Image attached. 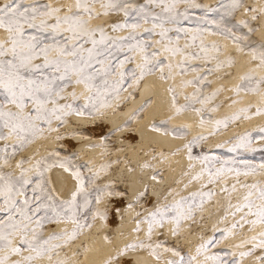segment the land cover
Masks as SVG:
<instances>
[{
  "label": "snow or ice",
  "instance_id": "1",
  "mask_svg": "<svg viewBox=\"0 0 264 264\" xmlns=\"http://www.w3.org/2000/svg\"><path fill=\"white\" fill-rule=\"evenodd\" d=\"M242 10L245 17L237 19ZM260 27H264V5H248L247 0H217L215 4L203 0H0V264H73L75 254L68 255L72 244L85 227H92L86 214L91 213L93 222L96 217L106 218V209L96 207L93 212L92 205L98 206L107 196L123 195L111 190V182L98 183L101 173L111 167L108 163L97 168L91 162L75 163L79 160L76 153L63 158L59 150H48L46 155L30 151L53 134L62 140L60 129L71 123L72 116H102L125 94L133 98L130 89L158 74L161 80L171 81L168 91L174 116L192 111L201 114V126L208 122L205 114L217 111L221 105L214 102L229 91L224 83L212 89L211 77L237 78L239 62L226 44L209 41V36L231 40L248 57V66L230 90L236 97L243 92L261 98L259 104L249 103L216 119V130L242 115L246 119L264 115V39L255 37ZM229 99L232 104L241 103ZM149 103L138 111L143 112ZM161 123L170 124L171 118ZM190 128L184 124L172 132L186 134ZM206 138L196 136L186 147L189 159L204 164L193 180L207 174V183L171 201L165 196V202L145 217L149 241L157 228L171 225L169 231L179 237L186 225H195L198 211L203 212L205 201L216 195L208 185L221 181L222 191L230 197L222 219L231 216L232 223L223 229L214 226L211 236L201 232L194 253L163 242L137 241L118 250L106 264L129 249L143 247L152 248L156 259L165 264H245L250 257L255 264H264V178L241 179L264 177V160L257 164L238 159L242 153L264 151V145L255 143L257 139L264 142V127L256 129L255 135L252 130L238 135L227 147L234 156L193 157V145ZM228 143L216 147L225 148ZM54 168L73 172L77 185L68 197L52 182ZM82 169H87V176ZM229 177H235L231 184ZM241 189L245 190L242 197L234 199L233 194ZM69 223L75 227L59 228ZM246 225L253 235L228 250L213 251ZM165 252L171 256L165 258Z\"/></svg>",
  "mask_w": 264,
  "mask_h": 264
},
{
  "label": "bare ground",
  "instance_id": "2",
  "mask_svg": "<svg viewBox=\"0 0 264 264\" xmlns=\"http://www.w3.org/2000/svg\"><path fill=\"white\" fill-rule=\"evenodd\" d=\"M252 2L253 0H249L250 4ZM260 5H262V3H260ZM245 15L246 13L242 10L237 16V19H243ZM255 35L260 39H264V27L259 29ZM209 38H216L218 39L217 41L220 40L221 43L226 44L228 50L234 52L239 61L235 67L237 78H228L221 81L214 76V87H219L221 83H225L228 86L229 91H225L220 95L222 100L224 98V104L222 103L223 106L220 107V110L218 109L215 112L209 113L217 116V118H222L226 113H236V111H239L240 108L247 106L249 103L259 104L261 102L259 96H253L242 92L240 97H236L234 92L230 90L234 83L239 82V73L248 66V57L243 53H239L237 51V46L234 45L231 40H225L220 36H209ZM170 84L171 81L161 80L158 74L149 76L139 87L140 97L136 98V96H132L133 98L126 99L122 109L113 107L106 110L102 116H72V122L76 123L77 126L73 125L72 122L66 126V128L71 131V135L66 138L68 146L74 150L80 151L84 157L90 158L96 162L103 160V151L107 150L105 148L106 145H104L105 137L110 136L112 133H115L113 139L116 141V145L118 146L117 150L122 157L121 161L115 163V170L111 177L117 180V182L114 183L117 186L122 187L126 192H118L123 193V195L107 196V199L101 202L104 206L107 205V200L111 202L110 205L108 202L110 212L109 217H111L110 226L104 224L103 218L98 217L97 225L93 229H88L78 240L79 245L86 242V247H83L82 249L85 264H105L109 257L117 254L118 250H122L124 245L136 236L135 226L137 221L134 219L136 210L133 206L129 207L130 202L137 200L147 186L151 187L149 198L152 202L161 193L160 191L165 184L171 180L177 179L178 175L176 172L186 166L188 161L186 155L187 149L186 147L181 148L185 143V139L177 137L170 131L165 132L159 129L156 126V118L164 121L171 118L170 125L172 127H179L184 124L191 125L189 130L191 136L198 133H214L213 135H208L210 138L208 145L213 148L215 145L221 144L233 135L234 131L231 127L223 131L220 130L221 132L219 131L216 133V125L213 120L215 118L212 119L213 122L208 121L201 126L199 123L201 114L199 113L188 111L182 115L174 116V113L170 108L171 93L168 91ZM229 98L240 99L241 103L232 104L231 99ZM148 100H151L148 104V108L145 109L144 115L141 118L135 120L134 127L126 126L130 118L138 112L140 107ZM180 102H184L183 96H181ZM262 120H264V115H253L251 119L242 120L241 124L242 126H250L251 124ZM154 125L155 129H159L158 131L154 129ZM82 128L90 131L92 135H82V133L74 132V129ZM73 133L76 134L73 135ZM47 142L50 147H56V144H58L59 141L53 137L47 140ZM39 143L40 141H38L30 151L35 150ZM95 143H99L101 146L92 147ZM152 143H155L156 145L158 144L161 148L160 152L165 153L169 158H172L173 160H181L179 163L176 162L177 160L173 161L174 166L166 164L163 166L167 178L164 182L153 175V167H145V164L143 165L142 162H140L143 160V157L147 155L150 156V154H148V149ZM125 144L127 146L123 149L122 146ZM144 149L145 151H143ZM162 149H167V151ZM126 150L127 153H129V158L134 162V167H131V165L128 164V161L124 158ZM175 167L177 168V171H174ZM51 176L53 184L64 197H68L71 192L75 190L77 181L72 171L54 168L51 171ZM194 227H198V223H196ZM59 228H61V225H59ZM185 228L188 230V238L183 241L189 243V241H192L193 239L196 240L199 235L197 236L196 233H192L191 228L187 227V225ZM123 231H126L127 234H123ZM256 231H261V228L258 227ZM145 232L146 230L144 233ZM245 232L249 236L254 234L248 229H245ZM108 233L111 234V237ZM170 236L173 238L172 234H170ZM176 238L179 239V237ZM241 239L242 234H237L235 236L227 237L225 239L227 242L224 244H237ZM119 258L121 264H165L164 260H157L156 256L146 249H129L123 255H120ZM248 262L255 263L254 258L250 257L247 263Z\"/></svg>",
  "mask_w": 264,
  "mask_h": 264
},
{
  "label": "rangeland",
  "instance_id": "3",
  "mask_svg": "<svg viewBox=\"0 0 264 264\" xmlns=\"http://www.w3.org/2000/svg\"><path fill=\"white\" fill-rule=\"evenodd\" d=\"M53 2H55V0H53ZM217 2V0H203V3L206 4H215ZM254 2V3H253ZM253 2L250 4L249 0H247V4L248 5H252V6H256L260 3H262V5H264V0H253ZM250 14V13H249ZM248 14V15H249ZM251 15V14H250ZM249 15V16H250ZM237 18V17H236ZM113 19H115V17H113ZM256 24H260L261 22L256 21L254 22ZM262 27H260L259 29H261ZM255 37L257 39H260L258 36L255 35ZM209 38V37H208ZM209 41L212 40H218L216 38L214 39H208ZM220 41V40H219ZM221 42V41H220ZM183 43V41H182ZM218 76L220 75L219 73L217 74ZM215 77H211V79L214 80ZM225 84V83H224ZM214 87V84L212 85V89ZM215 88V87H214ZM212 89H208V91H211ZM130 92H132V96H136V98L140 97L139 94V88L137 89H130ZM189 91H192V89ZM224 93V92H222ZM222 93L220 95H222ZM235 94V93H234ZM128 95L125 94V99L121 100L118 104H116L114 107H116L117 109H122L123 105L125 103V100L128 99ZM218 100H216L214 103L215 104H219L221 106L222 103L224 104V98L223 100L220 98V96L217 98ZM151 101V100H148ZM184 103V102H183ZM211 106V105H210ZM246 107V106H245ZM148 108V107H147ZM220 110V108H219ZM144 112H136L134 115H136L137 118H141L144 115ZM238 112V111H236ZM227 114V115H226ZM225 116L228 117L230 115H232L233 113H226ZM230 114V115H229ZM207 117H210V119L208 121H212L216 119H223L225 118H217V116L211 114V113H207L205 114ZM136 118V119H137ZM215 118V119H213ZM135 119V120H136ZM213 119V120H212ZM246 118L241 117V119L237 120V121H229L228 122V126L227 127H221L219 129L220 130H225L228 128H232L233 129V135H231V137L227 138L226 141H229L231 143H228L227 146L225 148H218L215 147H211L208 145V141L210 140V138L208 137V135H213L214 133H209V134H202V133H198L195 134L193 136H191V132L188 131L186 134H181V135H176L172 132V126L170 124H163L161 123V121H164L162 119H158L156 118L155 121H157L156 126L161 129L162 131H170L172 132L174 135H176L177 137L183 138L185 139V143L183 144V146L181 148L186 147V145L193 140L194 137L199 136V135H204L207 138L204 140H200L197 143H195L192 147V156L193 157H202L204 155H219L221 157H228V156H234L236 154L233 153H229L227 151V147H231L232 143H235V138L238 135H242L244 134L246 131L252 130L253 134L255 135V130L260 128V127H264V120L256 122L251 124L250 126H242L241 121L244 120ZM71 122L72 119L70 118ZM135 120L130 119L128 121V123L126 124V126L128 127H134V123L136 122ZM73 125L77 126L76 123L72 122ZM69 125V124H68ZM67 125L64 126V128L60 129V132L63 134L64 138L62 140H58V144H56V147H50V145L48 144L47 141L41 140L40 143L38 144L37 148L33 151H37L40 150L41 155H46L48 150H59L61 157L63 158H67L70 155H72L73 153L79 154V160L74 161L77 164L80 163H84V162H91L95 167L98 168V166L101 163H108L111 165V167L108 169V171L106 173H101V176L98 180V183L101 184V186H104L106 184H108L109 182L112 183V189L115 192H126V190H124L122 187L117 186L114 182H117V180L113 179L111 177V175L113 174L114 170H115V163L121 161L122 157L120 156V153L118 152L117 148L118 146L116 145V141H114L113 137L115 133H112L110 136H106L105 137V143L104 145L105 148L107 149L106 151H103V155L104 158L101 161H94L90 158H86L84 157L80 151L78 150H74L71 147L68 146V143L66 142V138L68 136L71 135V131L69 129L66 128ZM224 128V129H223ZM219 131L215 130L216 133H218ZM74 132H78V133H82L83 134H87V135H92V133L90 131H88L87 129H74ZM221 132V131H220ZM56 134H53V137H55ZM52 137V138H53ZM231 138V139H230ZM224 141V142H226ZM222 142V143H224ZM47 143V144H46ZM115 143V144H114ZM255 143L260 146V145H264V142L259 141V139H257L255 141ZM41 145H43V149H41ZM48 147H47V146ZM93 145H101L99 143H95ZM155 143H152L148 149V154L147 156L143 157L142 164H148L150 165V167H153L152 169H154L153 175L155 177H157L158 179H160L161 181H166V174L164 173V168L163 166L166 165H170V166H174L173 161L177 160L176 162L179 163L181 160L179 159H172L169 158L168 156L165 155V153L160 152V147L158 146V144L156 146ZM126 144L123 145V149L126 148ZM46 147V148H45ZM56 148V149H55ZM187 149V147H186ZM164 151H167V149H162ZM145 151V149L143 150ZM176 153V152H175ZM109 154V155H108ZM106 155V156H105ZM188 161L186 163L185 168L178 170L177 175V179L175 180H171L169 181L167 184H165L162 188V190L160 191L161 193L158 195V197H156L155 200H153L152 202L150 201V186H147L146 189L143 192V195H140V197H138L137 200H133V202H130V205L134 207V209L136 210V215L134 217V219L137 221V224L135 226V234L136 236L130 240L129 242H127L125 245L128 244H132L134 242L137 241H143L145 243H153L155 244L156 242H163L165 243L166 246L168 247H175L178 249H182L183 252L187 253L189 251L193 252L195 251V247L196 245L200 242V234L201 232H203V234L207 237V236H211L213 234V229L214 226L215 227H219L221 229L229 226L232 221H233V217L229 216L228 219L225 221L223 220V216L225 215V212L227 210L228 207V201H229V194L225 193L222 191V188L224 186L223 181H221L220 184H211L208 185V187L213 190L216 195L211 199V200H206L205 204H204V211L203 212H199L198 211V215H197V221L196 223H198V227H194V225L191 228V232L192 233H196V235L198 236L196 240H192L189 241V243L184 242L183 240L188 238V230L187 228H183L182 229V233L179 236V239H177V236H174L171 231H169V229L172 227L171 225H166L165 228L160 229L157 228L155 233L153 234V236L151 237V241H149V237H148V224L145 221V217L147 216V214L150 211H153L157 206H159L160 204L165 202V196L168 197V201H171L174 197L178 198V195H188L191 192L200 190L202 188V185L206 184L208 181V176L207 174H205V176L203 177L202 180H193V177L201 171V169L204 167V164L202 163V161L200 159H189V154H188V149L186 152ZM124 158L128 161V164L131 165V167H134V162L132 159L129 158V153L126 152L124 153ZM238 159H248V160H253L255 163L259 164L262 162V160H264V151H255L254 153L248 152V153H242V155L238 156ZM133 162V163H132ZM191 165H195V167H191ZM177 168L175 167L174 171ZM53 170V169H52ZM82 171L84 172V174L87 176V169H82ZM73 173V172H72ZM51 176V173H50ZM262 177L261 174H257L255 176H248V177H241V179L244 180H260ZM52 179V176H51ZM235 179V177H229L228 178V182L229 184L232 183V181ZM53 182V180H52ZM172 184V185H171ZM187 185V187H185ZM244 189H241L239 192L234 193L233 194V198L234 199H240L244 193ZM178 194V195H177ZM115 196V195H113ZM107 199V197H105V199H103L101 202L105 201ZM108 202L109 200H107V205L104 206L101 203L97 206L95 204L92 205V211H95L96 207H99L101 209H106L107 213H106V218H103L104 224H106L107 226H110V212H109V206H108ZM111 202H109L110 205ZM122 210V207H121ZM101 218V217H99ZM124 218V217H123ZM86 220L88 223L92 224V227H85L82 231V233L78 236V238L74 241V243L72 244L71 250L68 252L69 256H73V253L75 254L73 256V264H85L84 261V255L82 252L83 247H86V242H83L82 244L79 245L78 240L82 237V235L84 233L87 232V230L89 229H93L96 225H97V221H98V217H96L95 221L93 222L92 218H91V213L86 214ZM141 221H144L143 223H141ZM188 224H191V221L188 222ZM67 227L69 230H71L73 227H75L73 224H62L61 228ZM188 227V226H187ZM202 227V228H201ZM140 229V231H137V229ZM146 228V229H145ZM146 230V232L144 233V231ZM245 229H249V226H245L244 230L241 231L239 228L236 229V235L237 234H242V240L246 239L247 237L250 236L245 232ZM123 234H127L126 231H123ZM170 234H172L173 238L170 236ZM108 235L111 237V234L108 233ZM217 237L220 236V233L217 232L216 233ZM244 237V238H243ZM240 241V242H241ZM225 242H227L225 239L221 241V243L219 245H217L216 248H213V251H224V250H228L230 246L236 244V243H227L224 244ZM239 242V243H240ZM124 245V247H125ZM123 247V248H124ZM137 249H146L148 251H150L152 253V248L149 247H143V248H136V249H132V250H137ZM131 250V249H130ZM237 252H239L242 249H235ZM63 255V253H62ZM117 254H115L114 256L111 257H116ZM162 255L165 258H168L171 256V253H162ZM120 257V256H119ZM118 257V259H113L112 264H121L120 263V258ZM249 258H246L245 260V264H255V263H247ZM106 264V263H105Z\"/></svg>",
  "mask_w": 264,
  "mask_h": 264
}]
</instances>
